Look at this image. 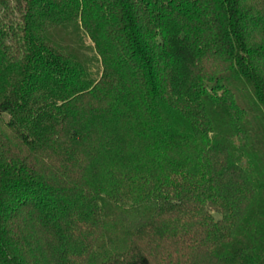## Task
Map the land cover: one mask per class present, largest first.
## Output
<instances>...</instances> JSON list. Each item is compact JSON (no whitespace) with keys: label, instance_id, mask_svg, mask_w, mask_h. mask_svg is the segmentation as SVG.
<instances>
[{"label":"trees","instance_id":"1","mask_svg":"<svg viewBox=\"0 0 264 264\" xmlns=\"http://www.w3.org/2000/svg\"><path fill=\"white\" fill-rule=\"evenodd\" d=\"M0 264H264V0H0Z\"/></svg>","mask_w":264,"mask_h":264}]
</instances>
